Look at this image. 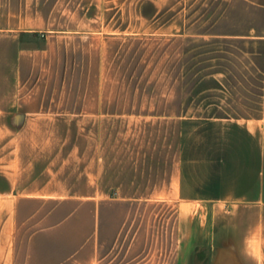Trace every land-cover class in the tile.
<instances>
[{
  "label": "crops",
  "instance_id": "obj_1",
  "mask_svg": "<svg viewBox=\"0 0 264 264\" xmlns=\"http://www.w3.org/2000/svg\"><path fill=\"white\" fill-rule=\"evenodd\" d=\"M69 2L0 0V264H264L262 25L206 42L252 45L232 67L208 55L186 80L178 58L152 89L82 42L77 95H55L40 68L70 65Z\"/></svg>",
  "mask_w": 264,
  "mask_h": 264
},
{
  "label": "rangeland",
  "instance_id": "obj_2",
  "mask_svg": "<svg viewBox=\"0 0 264 264\" xmlns=\"http://www.w3.org/2000/svg\"><path fill=\"white\" fill-rule=\"evenodd\" d=\"M69 5L72 29L70 65L40 66L39 76L43 79L38 82L39 89L54 92L55 95L60 92L77 95L80 67L78 46L82 42H104L107 64L116 69L120 87L126 88L128 85L136 89H152L158 88L160 83L165 84L159 80L160 77L167 76V84L170 83L169 78L172 84L175 83L174 74L180 64L178 58L183 57V78L186 80L196 69H204L198 74L207 72L208 55L217 59L216 67H230L229 62L225 64L219 60L223 56H247L254 50L253 46L233 43L228 48L221 45L208 48L206 42L249 41V38L216 35L245 31L246 35L253 36L251 29L261 25L264 29V0H70ZM42 35L45 34L25 42L41 46L46 39ZM47 76L51 78L48 81ZM190 85L191 80L185 81L186 88ZM23 135L40 139L53 135L77 136V130L28 129L24 130ZM39 147L43 150L46 145ZM56 147L62 148L61 145ZM169 261L168 258V264Z\"/></svg>",
  "mask_w": 264,
  "mask_h": 264
}]
</instances>
